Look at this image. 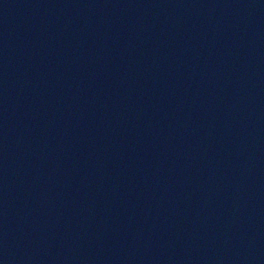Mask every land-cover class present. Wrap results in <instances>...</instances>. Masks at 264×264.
<instances>
[{
    "label": "water",
    "instance_id": "obj_1",
    "mask_svg": "<svg viewBox=\"0 0 264 264\" xmlns=\"http://www.w3.org/2000/svg\"><path fill=\"white\" fill-rule=\"evenodd\" d=\"M0 264H264V0H0Z\"/></svg>",
    "mask_w": 264,
    "mask_h": 264
}]
</instances>
